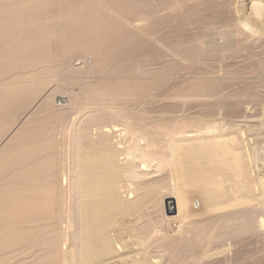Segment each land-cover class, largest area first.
I'll list each match as a JSON object with an SVG mask.
<instances>
[{"label":"rangeland","instance_id":"obj_1","mask_svg":"<svg viewBox=\"0 0 264 264\" xmlns=\"http://www.w3.org/2000/svg\"><path fill=\"white\" fill-rule=\"evenodd\" d=\"M256 3L264 0H0V264H64L74 112L114 105L143 120L155 146L172 128H198L204 93L215 98L210 110L264 117ZM156 184L150 179L134 198L121 190L124 225L146 232ZM234 220L209 225L202 243L172 245L170 264H264V233ZM132 249L109 264H127Z\"/></svg>","mask_w":264,"mask_h":264},{"label":"bare ground","instance_id":"obj_2","mask_svg":"<svg viewBox=\"0 0 264 264\" xmlns=\"http://www.w3.org/2000/svg\"><path fill=\"white\" fill-rule=\"evenodd\" d=\"M251 15L264 38V4H254ZM244 22L250 30V21ZM200 102L198 128H172L162 146L144 135L143 120L114 105L103 112L71 114L66 124L64 264H109L117 250L129 246L134 249L127 264H170L172 245L202 243L209 225L234 219L264 233V117L210 110L216 102L207 93ZM150 179L157 182V209L144 233L139 226L123 224L130 210L121 190L133 197ZM175 211L176 228L170 229ZM221 227L226 239L233 238L231 228ZM123 235L136 241L125 242Z\"/></svg>","mask_w":264,"mask_h":264}]
</instances>
